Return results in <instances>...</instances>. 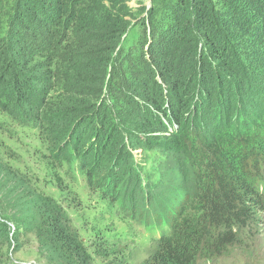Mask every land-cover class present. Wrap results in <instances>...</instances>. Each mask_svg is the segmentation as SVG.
Segmentation results:
<instances>
[{
    "label": "trees",
    "instance_id": "obj_1",
    "mask_svg": "<svg viewBox=\"0 0 264 264\" xmlns=\"http://www.w3.org/2000/svg\"><path fill=\"white\" fill-rule=\"evenodd\" d=\"M128 1L18 0L15 21L8 31L10 40L0 41V83L10 79L12 91L7 96L21 109L36 108L38 127L52 128L55 141L64 139L74 121L84 124L98 120L95 106L114 64L113 54L121 52L134 33V21L146 10L143 7L136 16L130 12ZM156 1H152L147 17L139 18L141 37L150 35L156 40L159 32L162 36L157 42L168 46L172 59L161 61L156 53L152 61L144 53L149 62L147 71L155 74L153 89L165 100L160 101L152 92L133 91L153 109L149 114L138 107L134 149L146 147L154 136L169 148L184 149L199 186L172 218L171 233L159 239L154 254L141 264H213L216 260L226 264V256L234 251L260 258L257 244L258 225L264 224V107L257 109L255 91L250 88L253 77L249 76L263 62L254 60L252 39L233 44L229 34L238 26L225 20V8H220L234 1L237 9L240 0H169L174 17L165 29L157 26V14L163 12ZM160 2L163 5L165 0ZM258 18L264 27V19L253 13L240 22L250 21L254 29ZM200 41L204 45L198 52ZM121 59L120 55L118 61ZM203 82L207 91L198 97L203 104L191 106L197 85ZM143 84L149 85L146 80ZM235 88L241 95L247 92L244 103L236 109L227 100L234 96ZM37 94L39 99L33 102ZM202 97H206L207 109L221 102L218 106L228 112L222 128L206 129V123H189L190 118L198 120L200 113L207 120L212 115L203 113L206 102ZM102 122H106L105 116ZM87 174L92 187L96 175L92 171ZM11 193L20 200L22 193L15 189ZM33 200L24 210L35 218L39 245L57 256V264H94L63 205L41 194Z\"/></svg>",
    "mask_w": 264,
    "mask_h": 264
},
{
    "label": "rangeland",
    "instance_id": "obj_2",
    "mask_svg": "<svg viewBox=\"0 0 264 264\" xmlns=\"http://www.w3.org/2000/svg\"><path fill=\"white\" fill-rule=\"evenodd\" d=\"M152 1H128L130 12L136 16L143 7L146 10L134 21V33L125 41L121 52L113 54L114 64L111 72H107L95 106L99 118L84 124L74 121L64 139L55 141L52 128L38 127L34 116L36 108L21 109L17 101L7 96L12 91L9 78L0 83V264L58 263L56 255L39 245L35 218L24 210L27 203L35 201L33 199L40 194L63 205L94 264H141L154 254L159 239L171 233L172 218L197 192L196 170L184 149L169 148L156 136L151 137L146 147L134 149L132 135L138 121V107L142 106L149 114L153 109L147 108L142 97L133 91L152 92L160 101L165 100L156 88L153 89L155 74L147 71L148 59L153 61L156 53L161 61L172 59L168 46L165 48L157 42L162 36L159 32L156 40L150 35L141 37L143 26L139 18L147 17ZM244 1L240 0L237 9L234 1L229 5L221 4L220 8H225V20L238 26V30L229 34L234 39L233 44L237 46L243 39H252L254 60L263 62L260 68L256 66L253 75L249 76L250 72L246 75V79L253 77L250 88H254L251 91H255V104L261 109L264 107V27L259 25L260 18L254 29L250 21L246 24L240 20L246 21L252 13L264 19V1ZM17 2L0 0V41L10 40L8 31L15 21ZM168 2L165 0L162 5L160 0L156 1V7L163 12L157 14L160 29L167 28L174 17ZM202 44L200 41L197 45L198 52ZM145 80L149 85L143 84ZM205 85L206 82L197 85L191 106L197 102L203 104V99L199 101L198 97L202 91H207L203 88ZM233 94L227 100L235 109L240 108L247 92L241 95L235 88ZM202 98L206 102L203 113L212 115L207 120L200 113L198 120L190 118L189 123H206V129L208 126L222 128L228 116L223 106H218L223 97L219 96L221 102L212 110L206 108V97ZM38 99L37 94L32 101ZM104 116L106 122L101 123ZM141 137L145 138L142 134ZM88 171L96 175L92 187ZM13 189L22 193L20 200L11 197ZM258 226L257 245L262 256L255 258L234 251L226 256V264H264V224ZM220 262L216 260L213 264Z\"/></svg>",
    "mask_w": 264,
    "mask_h": 264
}]
</instances>
